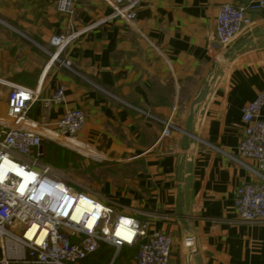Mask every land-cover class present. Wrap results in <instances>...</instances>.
<instances>
[{"label": "crops", "instance_id": "crops-1", "mask_svg": "<svg viewBox=\"0 0 264 264\" xmlns=\"http://www.w3.org/2000/svg\"><path fill=\"white\" fill-rule=\"evenodd\" d=\"M55 1L0 0V135L10 84L40 98L62 88L64 106L82 110L86 123L63 137L54 123L64 106L51 107L52 126L37 127L40 164L148 231L169 234V264H264V223L240 221L234 210L235 190L260 182L252 170L264 176V165L237 152L242 110L264 93V12L223 48L214 37L220 7L249 0H141L132 23L90 30L54 60L52 37L109 12L102 0H75L69 19ZM40 112L34 103L29 119L40 121ZM168 119L178 130L163 136Z\"/></svg>", "mask_w": 264, "mask_h": 264}, {"label": "built area", "instance_id": "built-area-1", "mask_svg": "<svg viewBox=\"0 0 264 264\" xmlns=\"http://www.w3.org/2000/svg\"><path fill=\"white\" fill-rule=\"evenodd\" d=\"M109 12L92 24L56 35L49 41L56 49L51 59L57 60L72 42L101 25L120 21L125 24L136 19L141 0H102ZM75 0H56L55 10L71 18ZM264 12V0H249L243 5H222L215 24V41L227 47L252 25L251 15ZM68 66L69 62L65 61ZM40 104V121L29 119L31 106ZM65 105L62 88L48 97L27 87L10 84L6 129L0 135V264H84L99 248L101 242L114 247V260L123 247L138 244L130 264H169L173 239L160 231H148L147 225L116 212L94 193L76 191L46 164L43 156V133L37 127L48 128V111ZM264 107V93L242 110V134L238 143L240 159L264 165V119L259 114ZM86 115L80 109L65 107L54 123L56 132L74 138L83 129ZM162 135L168 136L177 128L168 119L162 122ZM178 130V129H177ZM240 164L243 163L237 160ZM259 183H246L234 192L236 217L243 222L264 223V176L252 170ZM124 225L133 233L129 240L118 234ZM120 226V227H119ZM185 245V243H184Z\"/></svg>", "mask_w": 264, "mask_h": 264}, {"label": "trees", "instance_id": "trees-1", "mask_svg": "<svg viewBox=\"0 0 264 264\" xmlns=\"http://www.w3.org/2000/svg\"><path fill=\"white\" fill-rule=\"evenodd\" d=\"M44 156V155H43ZM45 158V157H44ZM42 160V157H41ZM138 244L132 247H123L117 254L114 264H121L124 261L132 259L138 251ZM114 247L101 242L98 250L89 257L84 264H108L114 255ZM129 254V255H127Z\"/></svg>", "mask_w": 264, "mask_h": 264}, {"label": "water", "instance_id": "water-1", "mask_svg": "<svg viewBox=\"0 0 264 264\" xmlns=\"http://www.w3.org/2000/svg\"><path fill=\"white\" fill-rule=\"evenodd\" d=\"M231 54H232V50L229 51L228 56H230ZM213 76H214V75H213ZM205 94H206V89H204V90L200 93V95L197 97V99L193 102L192 107H193V108L195 107V110H192V111H191V115L196 111L197 106H198V105L204 100ZM184 241H185V246H186L187 248H191V247L194 246V243H193L194 241H193V238H192L191 236H187V237L184 239Z\"/></svg>", "mask_w": 264, "mask_h": 264}, {"label": "bare ground", "instance_id": "bare-ground-1", "mask_svg": "<svg viewBox=\"0 0 264 264\" xmlns=\"http://www.w3.org/2000/svg\"><path fill=\"white\" fill-rule=\"evenodd\" d=\"M120 227V226H119ZM126 231V233H128L127 237H126V233H124ZM132 231L130 229L126 230V228L124 227V225L122 224V226L118 229V234L123 235L124 237L127 238V240H129L130 235H132Z\"/></svg>", "mask_w": 264, "mask_h": 264}, {"label": "rangeland", "instance_id": "rangeland-1", "mask_svg": "<svg viewBox=\"0 0 264 264\" xmlns=\"http://www.w3.org/2000/svg\"><path fill=\"white\" fill-rule=\"evenodd\" d=\"M86 185V183H84Z\"/></svg>", "mask_w": 264, "mask_h": 264}]
</instances>
